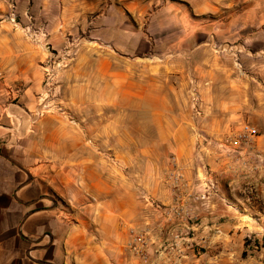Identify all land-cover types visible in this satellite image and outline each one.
<instances>
[{"label":"crops","instance_id":"1","mask_svg":"<svg viewBox=\"0 0 264 264\" xmlns=\"http://www.w3.org/2000/svg\"><path fill=\"white\" fill-rule=\"evenodd\" d=\"M185 2L157 9L146 32L128 26L131 7L101 13L87 31L99 48L76 41L64 13L0 21V264H142L141 230L155 252L181 248L187 217L166 207L202 186L197 158L243 125L258 154L230 149L243 173L264 175V0ZM172 155L188 182L166 173Z\"/></svg>","mask_w":264,"mask_h":264},{"label":"rangeland","instance_id":"2","mask_svg":"<svg viewBox=\"0 0 264 264\" xmlns=\"http://www.w3.org/2000/svg\"><path fill=\"white\" fill-rule=\"evenodd\" d=\"M188 5L185 0H0V21L11 18L16 24L33 22L26 18L29 10L37 13L40 22L57 17V13L61 18L64 13V18H71L74 30H82L76 41H89L93 48H99V40L87 31H93L101 13L131 7L140 14L135 17L138 22L124 14L128 26L146 32L157 9ZM174 156L169 158L166 173ZM209 157L196 160L202 176L193 184L202 186L186 189L184 200L178 205L172 203L164 213L172 220L176 212L187 217L181 248L175 247L174 239L163 240L173 249L163 246L160 252L151 250L149 258L157 256L160 264H264V175L250 177L243 173L237 153L225 144L218 148L215 158ZM179 168L187 181L181 174L184 166Z\"/></svg>","mask_w":264,"mask_h":264},{"label":"built area","instance_id":"3","mask_svg":"<svg viewBox=\"0 0 264 264\" xmlns=\"http://www.w3.org/2000/svg\"><path fill=\"white\" fill-rule=\"evenodd\" d=\"M70 65V56L69 55H63V57L60 59L58 69L65 70ZM47 79L50 80L52 75L50 72H46ZM3 77V74L0 72V79ZM47 85V84H46ZM190 101H191V107L193 110V116L194 118L199 117L201 115V99L200 95L197 91L196 86H192L190 90ZM56 112L63 114L69 121H73V119L66 113V111L63 109V107L58 104L55 106ZM257 137V131L255 128L251 127L250 125H243L242 128L232 135V137L228 138V142L225 144L228 147L235 146L240 148H248L251 152H253L254 155H257L258 153L255 152L253 146L255 138ZM171 172H173L172 176L174 181H178L181 178L180 175V168L178 165V161L176 158L171 159ZM212 186V185H210ZM176 205H178V201H176ZM179 212H176L177 215ZM175 215V216H176ZM174 216V215H173ZM171 219V215L169 216ZM131 235L133 236L134 246L131 248L132 253L136 258H138L142 264H147L151 261V258H149V252L151 251V245H150V238L148 236V232L141 230V231H131Z\"/></svg>","mask_w":264,"mask_h":264},{"label":"bare ground","instance_id":"4","mask_svg":"<svg viewBox=\"0 0 264 264\" xmlns=\"http://www.w3.org/2000/svg\"><path fill=\"white\" fill-rule=\"evenodd\" d=\"M140 263H141V261H140Z\"/></svg>","mask_w":264,"mask_h":264},{"label":"water","instance_id":"5","mask_svg":"<svg viewBox=\"0 0 264 264\" xmlns=\"http://www.w3.org/2000/svg\"><path fill=\"white\" fill-rule=\"evenodd\" d=\"M13 163V162H12Z\"/></svg>","mask_w":264,"mask_h":264}]
</instances>
